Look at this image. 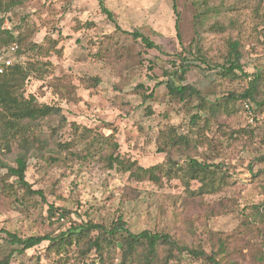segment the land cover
Segmentation results:
<instances>
[{"label": "rangeland", "instance_id": "1", "mask_svg": "<svg viewBox=\"0 0 264 264\" xmlns=\"http://www.w3.org/2000/svg\"><path fill=\"white\" fill-rule=\"evenodd\" d=\"M21 1L0 14L3 28L24 37L15 64L52 65L41 79L31 73L22 92L59 112L32 128L36 154L28 157L25 180L41 195L28 194L0 168V261L12 249L5 232L22 239L55 236L85 222L109 229L121 218L131 233H167L181 246L216 253L220 264H264V104L257 108L250 101L232 100L259 74L255 97L264 102V0H207L205 6L206 0H177L180 39L172 0H104L114 22L96 0ZM133 29L157 49L134 40L128 34ZM45 38L57 41L59 53L51 49L43 58L30 48ZM234 40L240 42L246 76L236 71L237 78L222 77L221 65ZM179 55L191 64L184 84L198 90L207 105L229 98L227 115L222 112L206 124L196 98L179 102L168 94L166 73ZM93 79L99 85L92 86ZM196 115L200 119L192 124ZM114 130L119 145L115 156L127 165L165 166L158 140L174 130L195 142L192 159L221 165L228 184L215 194L193 195L197 181H190L186 190L184 179H169L161 171L154 172L159 182L153 183L108 169L101 137ZM8 148L0 144V157L13 167L20 147L11 141ZM173 160V172L188 162L186 156ZM50 207L57 210L54 217ZM63 211L67 214L61 219ZM46 247L43 242L15 254L8 264H51ZM105 249L104 256L117 264L120 245ZM83 262L97 264L96 254ZM69 264H76L75 258ZM170 264L207 262L184 252Z\"/></svg>", "mask_w": 264, "mask_h": 264}, {"label": "trees", "instance_id": "2", "mask_svg": "<svg viewBox=\"0 0 264 264\" xmlns=\"http://www.w3.org/2000/svg\"><path fill=\"white\" fill-rule=\"evenodd\" d=\"M96 1L101 12L110 21H113V14L105 8L104 0ZM21 3V0H0V14L10 12L14 6L20 5ZM206 4L207 0L202 1L201 6H205ZM172 10L176 17V37L180 39L177 0H172ZM3 23L4 19L0 18V47L16 44L21 49L24 37L20 33L15 35L16 29L14 28L10 30L3 28ZM116 30H120V28L116 26ZM128 34L134 40L140 39L146 48L157 49V46L149 38L143 36L139 30L133 29ZM1 35H4V38ZM24 43H27V39ZM239 43L238 40L229 42L228 58L221 65L219 73L222 77L231 76L232 78H237L236 71L245 75L240 65L242 56L239 51ZM56 44L57 41L45 38L42 44L31 43L30 48L38 51L45 58L49 55L51 49L55 50ZM55 52L59 53L56 50ZM197 53L199 52L197 51ZM174 58L175 60L171 62V70L166 73L165 87L168 94L179 102L188 101L193 97L196 98L199 102L198 111L204 115L203 120L206 124L215 121L222 112L227 115L229 113V98L227 100L223 99L215 105H207L204 97L198 90L190 85L184 84L185 74L191 65L190 61L181 55L175 56ZM48 67H52L48 61H41L39 63L29 62L25 66L15 64L4 75L0 76V144L4 145L5 149L8 150L9 143L15 141L20 147V151L14 159V166L6 165L0 157V168L5 169L8 175L14 177L16 184L28 194L41 195L39 191H32L30 185L25 180L28 157L29 155L36 154V151L33 153V142L37 141V139L32 128L40 120L57 114L59 110L49 105L38 103L32 95L27 98L24 97L22 88L31 73L38 74L41 79L49 72ZM254 76L253 80L249 83V87L240 95L232 96V100L250 101L257 108L264 104V102L258 103L256 101L255 96L258 92V85L256 83L259 81L260 75L255 74ZM91 81L94 82L92 86L99 85L98 79ZM137 87L139 88L140 86L138 85ZM147 97L151 98L152 93ZM199 119V115L193 116L191 123L195 124ZM101 138L105 139V143L102 146H105L107 149L104 156L107 168L129 172L130 176L137 181L148 179L153 183H158L159 179L154 172L161 171L163 176L169 179H184L183 184L186 190H189L190 181L199 182V188L191 193L193 195L215 194L224 185L228 184L229 176L228 173L221 171L223 167L219 165L216 168V166L211 164L201 163L192 159L190 153L196 148L195 142L187 136L176 134L174 130L161 133V137L158 140L161 143L158 144L157 151L165 154L166 165L159 164L150 168H143L134 162L127 165L118 156H115L118 155L119 148L116 142L115 130L109 136H102ZM175 155L186 156L188 162L185 165V169L178 167L176 172H173L171 167L174 163L173 157ZM260 159L264 162V156ZM179 172H181L180 175ZM261 172L264 173V169ZM215 208L211 207L210 211L212 214L216 213ZM49 210L51 213L50 216L54 217L57 210L53 207H50ZM66 214L67 212L63 211L61 214H58V217L63 219ZM93 233L95 234L93 235ZM5 235L7 243L12 249L5 259L0 261V264H8L13 255H22L25 251L43 242H47L45 251L46 259L49 261L53 259L51 264H69L73 258H75L76 264H80L81 260H84L91 252L96 254L97 264H114L113 257H109L107 254L104 256V252L106 247L115 248L116 244L120 245L117 264H170L172 261L178 260V257L184 252L197 260L207 262V264H220L216 253L211 252L207 254L200 247L189 249L186 246H181L167 233H151L147 230L138 234L131 233L121 218L117 219L109 229L99 224L85 222L69 227L67 230L61 231L55 236H31L22 239L8 232H5ZM72 248L74 249L72 250ZM72 254L75 257H72Z\"/></svg>", "mask_w": 264, "mask_h": 264}, {"label": "built area", "instance_id": "3", "mask_svg": "<svg viewBox=\"0 0 264 264\" xmlns=\"http://www.w3.org/2000/svg\"><path fill=\"white\" fill-rule=\"evenodd\" d=\"M19 51V47L16 44H12L9 46H1L0 47V76L4 75L8 69L15 65L17 53ZM247 110L249 108L245 106ZM80 264H93L91 262H83Z\"/></svg>", "mask_w": 264, "mask_h": 264}]
</instances>
